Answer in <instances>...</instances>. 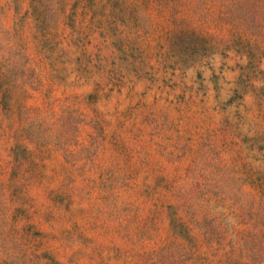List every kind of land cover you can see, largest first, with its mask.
Instances as JSON below:
<instances>
[{"label":"rangeland","instance_id":"374dc122","mask_svg":"<svg viewBox=\"0 0 264 264\" xmlns=\"http://www.w3.org/2000/svg\"><path fill=\"white\" fill-rule=\"evenodd\" d=\"M0 264H264V0H0Z\"/></svg>","mask_w":264,"mask_h":264}]
</instances>
